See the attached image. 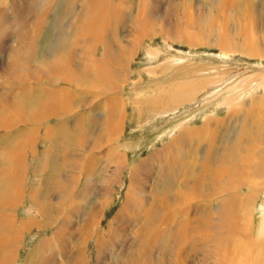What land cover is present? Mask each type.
<instances>
[{
	"label": "bare ground",
	"instance_id": "6f19581e",
	"mask_svg": "<svg viewBox=\"0 0 264 264\" xmlns=\"http://www.w3.org/2000/svg\"><path fill=\"white\" fill-rule=\"evenodd\" d=\"M61 1L54 42L35 62L37 39L57 0H0V264H18L22 236L31 230L49 234L39 236L23 264H264V130L257 126L264 95L247 107H226L225 119L209 114L199 127H179L161 148L130 165L129 147L120 145L126 104L118 90L139 45L157 37L167 45L195 48L203 41L225 57L263 59L264 0L250 8L248 0ZM248 12L255 18L249 20ZM151 51L150 58L156 54ZM224 82L214 89L225 95V106L232 103L234 88ZM184 83L169 101L157 94L149 98V109L163 113L192 104L195 96L186 93L195 94V88ZM82 94L104 97L95 105L103 121L97 137L84 136V118L73 112L81 107ZM231 112L255 122L226 129ZM69 115L75 133L67 142L86 155L64 154L57 159L61 168L47 175L45 147L35 164L37 186L26 190L32 138L46 143L56 133L49 121ZM117 188L124 189L122 201L104 227ZM25 196L28 211L36 215L20 219Z\"/></svg>",
	"mask_w": 264,
	"mask_h": 264
},
{
	"label": "rangeland",
	"instance_id": "374dc122",
	"mask_svg": "<svg viewBox=\"0 0 264 264\" xmlns=\"http://www.w3.org/2000/svg\"><path fill=\"white\" fill-rule=\"evenodd\" d=\"M248 1L249 2H246L245 4H247L249 8L252 4H258L260 2V0ZM64 6L65 1L62 2L61 0H57L55 9L56 12H54V15L51 17L50 24L47 23V26H45V29H43L42 34H40L41 36L39 35L40 39H37V49L35 46V55L37 60L35 62H41V56H43V54L46 52L47 47L54 42V24H56L58 17L61 15ZM252 15L253 14L251 12H248L249 20L255 18V15ZM261 18H263V21L261 20ZM48 19L49 17L47 18V21ZM260 20L261 24H264V15H261ZM113 35L114 36L112 38L116 42H119L116 38V34ZM108 38H110V35L108 36ZM122 43L123 41H120V43L118 44L119 46L117 45L116 47H120L121 45H123ZM199 44L201 45L198 47L189 48L181 44L167 45L165 41L161 39V37H157L153 40H145L139 45L141 48L139 49V53L137 54V56L133 59L132 62H130L126 66V72L124 71V77L120 78V81L122 83L118 89L123 104H126L124 110L126 117L122 124L124 125V131L122 139L120 141V145L125 144L126 147L131 148V150L127 148L128 150L126 151L129 158L128 160L130 161V165L138 163L140 160L150 156L154 152V150L161 148L163 144L166 143L169 138L175 134L179 127L184 125L199 127L202 124L204 118L208 117L209 114H212L211 116H214L216 117V119L219 120L225 119V117L227 116V108H237L239 107V105H237L239 103H244L243 106L247 107L251 99H259L262 95H264V89L262 88V85H264V58H245V56H241L237 53H229L227 54V57H225L222 55V51L219 48H206L205 46H202L203 41ZM151 50L156 53L152 58H150L149 56V52H152ZM39 65H41V63ZM184 82L192 83L191 87L195 88V94H191L192 92L186 93L188 94V98H193V96H195L192 104H187L180 109L170 108L169 110L168 108L167 110H165L166 113H160L159 111L155 112L154 108L153 110L149 109V98H152V96L157 94V96L162 95L163 100L169 101L171 94L177 89V87H179V84L183 83V86H186ZM223 82L224 85L227 84L229 87L234 88V91L231 92V94L228 96L231 97L232 103L229 105L227 104L225 106L222 104L225 95L219 92V88L214 89L215 86L220 85ZM89 84L90 83L87 82V86ZM209 84H212V86H210ZM55 85H58V83H55ZM59 86L61 85H58L57 87ZM90 86L91 85H89V87ZM102 96L103 95L94 96L91 94L88 96V94H82L80 97L77 98L78 101L82 102L80 103L81 107H76L73 112L75 115H82V118H84L82 132L87 138H91L92 135L97 137V134H99V129L103 124V121L101 119V109L98 108L96 110L95 106L103 103L104 97ZM242 109L247 110L246 108ZM26 110L27 109H25V112ZM154 113L156 114L154 115ZM157 114H159L160 117ZM231 114L234 116L233 119L231 118L232 125H224L226 129H231L233 127L238 128L239 125L242 127V124H245V122L248 123V121H243V119H241V117L238 116L236 113L231 112ZM72 118H74V116L69 115V118H65L64 121L62 117L49 121V127L52 129L56 128L55 136L54 138H52L54 140L50 139L46 143H42L41 140L32 138L35 140L31 141V145L29 146L30 148L29 150H27V152H30V154L26 152L28 154V156L26 154L27 172L25 171V173L27 174L25 187L26 190H28L29 188H36L37 186V166L41 161L39 159L42 158L40 151L43 150L45 147H47L46 157L49 164V172L46 173L47 175L50 172L54 174L55 171L61 168L59 160L63 157L64 154L67 153L71 155L72 153L75 156L79 155V157L85 154L82 152L84 150H74L72 148V145H70L71 143L69 144L67 142V140L70 139L75 133V130L71 127L73 123ZM63 122L66 125H64ZM252 122H255V118H251L249 120L248 125L245 126L253 125ZM257 126H262L260 129L262 131L264 130V109L260 125ZM95 128L98 129V131L95 130ZM24 131L25 133H27L28 129H25ZM26 137L31 138L29 133L26 134ZM11 139L12 138H8V143H10ZM57 142L63 143L64 145L59 146ZM34 145L36 147H34ZM32 148H35L34 153L32 151ZM49 149H51V152ZM35 155H37L38 157H34ZM57 159H59L58 162ZM1 161L3 162V160L0 159V164ZM102 163L104 164V161ZM60 171H58L57 173H59ZM64 173H66L67 175L69 174V172L66 170L64 171ZM51 176L52 177L50 178V180H53V175ZM124 176L125 179L123 184L125 187L126 173ZM46 192L48 193V190H46ZM123 194L124 189L122 191H120L118 188L116 189L112 205L107 208L104 212L102 226L105 227L108 221L116 213L122 201ZM27 198L25 196L23 204L21 203L22 205H20V207L18 208V215L20 219H24L27 216L36 215V211L34 213H30L28 211V202L30 199ZM38 201L41 202V200ZM262 201L263 197H260L257 200V208H259V206L262 204ZM92 202L93 199H89L86 205H88L89 207ZM255 220L256 223L258 222L256 224V230H259V211L256 212ZM102 229L105 228L102 227ZM35 232L36 230H31L23 234L20 242V250L18 252V264L24 263L26 257H28L29 255V252H31L35 248V244L38 241L39 236L47 234L48 231L46 233L42 232L41 235L37 236L34 234Z\"/></svg>",
	"mask_w": 264,
	"mask_h": 264
}]
</instances>
